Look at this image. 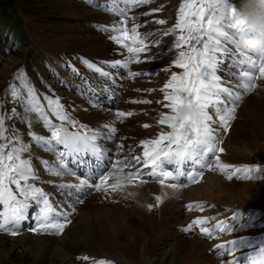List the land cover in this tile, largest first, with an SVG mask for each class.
Returning <instances> with one entry per match:
<instances>
[{
    "label": "snow or ice",
    "instance_id": "snow-or-ice-1",
    "mask_svg": "<svg viewBox=\"0 0 264 264\" xmlns=\"http://www.w3.org/2000/svg\"><path fill=\"white\" fill-rule=\"evenodd\" d=\"M85 2L106 15L116 17L106 24L98 23L97 30L108 33V38L124 50L122 58L105 62L107 66L127 69L130 77L154 75L155 73L133 72L130 66L145 60L158 59L155 54L142 59V54L150 52L152 47L160 46V37L175 35L170 47L166 49L170 56V66L164 71L170 72V78L160 88L163 101L167 103L157 102L163 108L169 109L168 112H159L156 119L158 125L165 127L161 128L155 138L140 141L143 149L140 155L134 154L132 149L125 150L123 144L111 149L106 146L105 141L115 140L116 122H123L127 117L133 116V112L115 110L112 121L102 125L100 129H88L86 125L78 124L72 119L59 96L53 98L46 95L43 97L46 103H42L37 90L30 83H23L26 99L20 90L11 87V97L23 104L21 122H27L29 128L33 126V120L42 122L43 128L50 133V136H45L29 131L27 135L36 145L53 154L54 160L51 163L44 161V166L51 175L75 178L74 183L58 185L60 189H69L66 195L74 199L71 203L67 200L64 202L70 211L58 210L61 206H54L50 202L49 193L30 182L37 180L38 176L32 164L29 143L23 141L18 129L5 125L6 119L21 115L13 107L10 116L0 115V205L3 206L0 211V231L16 236L21 231L22 222L29 219V209L35 207L38 208L34 217L36 227L31 230L59 235L71 222L70 217L76 212L74 205L84 203V195L92 191H123L125 183H114V178L119 175L126 178L127 184H133L140 177H148L162 187L174 190L187 187L188 182L198 183L205 170L219 169L223 172L232 169L228 175L229 180L240 173H243L242 178L246 180L261 179L260 175H253L264 173V168L258 164L236 167L221 163L219 153L224 149L219 147L222 141L219 139L217 127H214L219 125L227 132L230 122L236 118L237 106L242 100V93L237 89L250 93L258 88L257 79H264V59L240 49L234 39L246 31L237 13L238 0H182L173 25L163 30L146 32L140 30L150 23L167 25L168 21L156 19L140 23L137 15L129 13L132 9L153 3L154 0ZM162 9L163 6L153 8L140 15L150 16L152 12ZM77 59L88 70L103 77L105 83L112 78L111 72L105 71L95 62L83 57ZM61 63L71 74H80L71 62ZM225 64L240 70L230 72V79L225 80L219 74L224 70ZM173 67L182 71H172ZM257 68L259 76L255 74ZM17 76L22 79V74L17 73ZM232 80L238 83H232ZM60 83L72 87L62 78ZM83 83L85 86L89 85L88 81ZM133 103L147 104L152 101L141 100ZM50 115L61 123H53L49 119ZM65 125L75 130L70 131ZM143 127L148 128L150 125L144 124ZM182 179L186 182L181 183ZM110 180L112 183H109ZM169 181L171 182L166 183ZM147 182V179L140 180L141 184ZM155 200L158 206L162 202V196H155ZM147 207L151 211L153 205ZM187 207L192 209L194 206L189 204ZM195 207L203 210L201 204ZM241 215V212L234 211L231 219L239 220ZM209 221H215L212 228L202 226ZM195 226H201L199 231L208 239H212L217 232L224 234L235 230V225L226 219L205 216L192 220L183 231H190ZM215 249L222 257H233L224 260L223 264H264V239L250 240L240 237L216 244ZM242 249L246 251L236 255ZM82 259L88 260L89 257ZM94 264H111V261L100 259Z\"/></svg>",
    "mask_w": 264,
    "mask_h": 264
},
{
    "label": "bare ground",
    "instance_id": "bare-ground-1",
    "mask_svg": "<svg viewBox=\"0 0 264 264\" xmlns=\"http://www.w3.org/2000/svg\"><path fill=\"white\" fill-rule=\"evenodd\" d=\"M65 1L66 2L63 5V9L66 12V14L71 15L75 19V23L70 25L68 28H63L61 30H58V29L53 30V29L43 26L41 27L42 31L40 30L41 34L39 36H36L38 48L41 51L45 52V54L47 53V55H50L52 63L57 65V67L61 68V66H63L61 62L68 61V62H71L72 64L77 62L75 64H78V66H80L81 69L79 70V73L81 75L85 73L92 75L91 70H87L86 66H84L77 59V57L86 58L91 62H95L98 66L100 67L102 66L103 68L104 67L109 68L105 62H110L112 60L122 58V53L124 50L119 48L114 42H112L108 38V35H109L108 33H101L100 31L97 30L98 23L106 24L109 21L115 20L116 19L115 16H109V15L94 11L93 9L86 7L82 0H65ZM161 1L163 0H154V2L149 5H145L138 9L131 10V12L134 15H137L139 17L138 22L140 23H143L145 20L154 21L156 19H166L168 21L167 25H156L154 23H150L146 28H143L140 31L142 32L155 31L156 29L163 30L167 27H170L171 25L175 23L176 13L178 11L179 5L182 2V0H176L175 2L173 1L171 5L173 9L172 8L170 9L172 10L171 13L168 11V8H163L162 11L152 12L150 16L142 17L140 15L141 13L146 12V11L150 12L151 9H153L155 6H161L160 4ZM145 7L151 8V9H147ZM141 9H143V11H139ZM43 31L44 33L42 34ZM47 32H49V34H46ZM174 39H175V35L166 36V37H163L162 43L166 42L167 48H169L171 45V42ZM163 50L164 49L162 48L160 49L158 47H152L150 52L142 54V59L145 56H152L153 54L157 55L161 52H162L161 54H163L164 53ZM165 53L167 55V58L170 59L169 53L167 51H165ZM74 56L76 57L75 61H74ZM169 59H167L166 61L161 60V59H149V60H145L146 61L145 64H143L142 62L140 64H132L130 67L135 69L139 65L149 66L150 64L155 63L156 67L158 68L157 71H153L151 69L150 71L146 70V71H138V72H143V73L149 72V73H155L157 75L158 71L162 70L163 73L165 74L162 77L165 78L164 80L166 82L170 78V72H166L164 71V69L170 66ZM172 71L179 72L180 69L173 67ZM44 72H45V68H44ZM155 74L150 75V76H155ZM255 74L257 76L260 75L259 72L257 71L255 72ZM142 76H145V75H142ZM160 79L161 78H159V80ZM232 82L235 83V81H232ZM161 85L162 83L160 82L159 84L154 85L153 87H157ZM258 89L260 90V91L256 90L259 96L258 101H257L258 104H255L252 106V103H250V100H249V103L251 106L243 107V110H244L243 115L247 119L250 120L249 123L252 122L253 124L258 123L257 120L260 116L264 120V84L262 86H259ZM54 90L56 91V88H54ZM56 96H59L61 98V102L65 105V107H67L68 105H72L74 109L71 110L72 114L70 112L69 113L73 115V111H74V115H76L75 117L77 118L76 121L78 122V124L86 125L88 129H93V130L100 129L102 125L109 123L110 121L114 119V115L110 111L102 110V108L95 109L94 107L91 109L89 108L88 110L87 108H84L87 111L85 112L82 109V106L87 105V104L86 102L84 104V100H81V98L75 100L76 99L75 97H71V96L69 97L65 94V92L60 91V90L56 91L53 98H55ZM244 96H245L244 98H246L247 93H245ZM152 97L155 98V95H153ZM17 105H14V106L17 107ZM76 105L78 106L74 107ZM79 105H81V107ZM124 107L126 108L119 109V110L132 112V110L135 109L134 110L135 113L136 112L138 113L134 115L133 117L132 116L127 117L126 119H124L123 122L117 121L115 124L117 128V132L115 133V140L105 141V144L107 147L112 149V146L115 143L117 145L119 144L125 145L124 143H121L120 140L128 137L127 141H130L128 143H131L133 146L139 145V147L137 148L138 152L135 153V154H139L141 150L143 151L142 147L140 146V141L149 139V138H155L158 132H160L161 128L165 127V126L158 125L156 123V119H157L159 112L161 111L168 112L169 109L161 107L160 109L150 112L149 117L151 119L148 118L147 121L149 122H146V119L144 118V116L140 117V112H141L140 109L134 108L132 106L127 107L126 105ZM145 117H148V116H145ZM214 119H216V117H214ZM134 120L136 122L140 121L141 123L139 122V124H142L141 127H136L134 125L127 124L129 121L131 123ZM19 121H21V118L19 119ZM144 124H148L150 125V127L144 128L143 127ZM236 126H240V125L238 124L231 125L229 137L226 138V140L230 139L234 143V146L231 147L227 144H222V148L224 149V151L219 153L221 163H228L234 166H238V163L241 162L240 160L238 161V158L240 159L241 157H247V156L248 157L255 156V158L258 157V160H264V154L262 151V148L264 146V138L263 140H259L258 144L255 143L256 146H250V145L248 146V144H245L246 139L245 138L240 139L238 134L234 132V127ZM36 127H41V125H39L38 123H34L33 128H36ZM67 127H69L70 131L75 130V129H72L70 126H67ZM21 130H22L21 135H23L22 136L23 141L26 143H29V146L31 148L32 164L38 176L37 180L30 181V182L35 183L37 187L43 188L47 193H49L50 199L53 201L55 196H57L54 193L56 190L57 192L59 191L62 193L64 191V189H59L54 183H58V181H62L63 183H74L75 178L72 176H68V175H65L63 177H56V176L51 175L44 166L45 160H48L50 163L54 160V158L51 157V153L43 149L41 146L36 145L35 142L30 140L29 136L27 135V133L30 130L27 127H21ZM165 130L167 129L165 128ZM43 131H40V132L43 133ZM227 132H224L222 129V131L219 134V139L224 141L227 135ZM24 135H27L28 137L26 138ZM130 136H134V138L131 139ZM26 157H27V154H25V158ZM241 164L250 166V164L248 163H241ZM217 170L218 169L208 170L207 172L204 171V175L208 173V175L206 176L208 177L210 176L209 178L203 177L204 179L203 178L199 179V182H201V180L203 179L205 182L204 184L203 183L201 184L199 182L198 184L197 183L193 184V183L188 182L187 187L180 188L179 190L162 187L160 184H153V183L149 184V182L146 184H141L140 181H135L133 184L125 185L123 191L108 192L106 195L101 194V193H95L91 195L90 193L88 195L89 197L83 198L86 200H84V203L81 206L78 205L76 207V204L74 205L77 210V216H78V217L76 216L77 222L85 221L89 225V231H88L89 241H88V238L86 240H83L80 237L82 228L80 230V228L75 227L73 228L72 231H68V230L63 231V233L65 232V235L67 234V237H69L68 238L69 240L65 241V243L70 245L73 248V250L75 249L78 250V247L80 249L88 245L85 248L93 254V256H90L89 258H98V257L102 258L103 257V258H106L107 261H112L113 259H116L117 261L125 263L127 261L124 258V255L113 252L112 250L113 247L118 246L125 252L126 255L130 253L131 256H137L136 255L137 246L139 245V247L145 250L146 245L149 243L150 235L156 232L157 234L160 233L162 237L164 236L166 238V241L173 240L175 242V243L173 242V247H172L174 250L173 257L175 260L182 258L184 261L185 259L184 264H223L224 260L226 259L230 260L233 257L232 256L222 257L218 254V251L215 249V252L217 251V254H218V256L216 257L215 252H214V255L210 252V247L212 246V243H215V244L225 243L229 240L228 238L222 239L221 235L230 234L232 238L235 232L237 231L236 224H235L234 232L224 233V234H220L217 232V234L212 239H208L206 241L201 239V238H204V239L207 238L202 233L194 236L192 231H190L189 233L186 231H183V229L182 231H179V230H177L176 232L172 231V229H174L173 225L176 224V223L173 224L175 220L174 219L175 217L173 216L175 214L182 215L183 214L182 207L185 205L187 206L189 204H192L194 206L192 209L188 208V212H187V216H188L187 218H191V220L203 218L204 216L201 215L203 210H205L209 206H213V208H208L210 209V214L214 212H219L217 217H219L220 219H226L229 223L232 224L233 222V220L231 219L232 212L233 210L237 211L238 208L240 207L238 208L234 207L233 204H231V206H227L225 205L224 202H226L227 199L231 200L232 196H233L232 198L235 197L236 199L239 196L243 195V193L241 192L242 194H240L239 193L240 190L238 191L235 186L228 185V184L226 186L224 185L225 186L224 187L225 190H224L221 184L222 182L221 177L228 176L229 170H226L223 172L220 170L218 172ZM216 174L219 175V178H217L218 175ZM251 180H244V181H241V183H244L245 181L249 182ZM229 181L231 182V180ZM170 182L171 181L166 182V183H170ZM184 182L186 181L182 179L181 183H184ZM250 186H253V185L247 183L246 185H243V188L246 189ZM209 189L212 193L209 192ZM101 192L104 193L103 191ZM132 193H138V194H136L133 197L131 195ZM226 193H228L227 194L228 196L226 195ZM157 195L162 196V202L158 206L155 200V196ZM224 197H226L225 201H223ZM176 199L179 200L178 204L177 202H175ZM129 201L134 202L132 206L129 205ZM138 201L145 202L146 204L145 209H142L141 207H138V206L136 209H134V206L138 204ZM149 202H152V203L148 204ZM197 204L203 205L202 211L199 208L195 207V205ZM148 205H153V208L151 211H149L147 207ZM157 207L160 208V212L156 211ZM66 209H70V208H67V205H66ZM231 209H232L231 214L227 215L226 214L227 211ZM258 209L259 208H247V210L253 211L255 212V214H259V216H262L263 212H261ZM35 211L38 212L37 209H35ZM149 214L153 216L151 215L148 216ZM176 218L179 219L177 216ZM32 220H35L34 216L32 217ZM178 221H180V219L177 220V222ZM214 224H215V221H212L210 225H207V226L209 228H212ZM262 224L264 225V220L262 221ZM202 226L204 227V225ZM117 227L121 228V232H118L116 230ZM247 234L249 236L251 235L248 232ZM65 235L62 237V240L67 238ZM120 235L125 236V237L124 236L121 237L124 240L123 239L120 240V237H119ZM253 236H256L254 232H253ZM39 239H42L44 241V245H45L44 247H47V248L48 246H50L51 243L57 242V241H54L52 237L46 236V235L40 236ZM31 240L33 241V237L29 235V237L25 239L23 244H26ZM84 242L86 243L84 244ZM65 243L63 244L64 245L63 247L66 248L68 251H70L71 248L68 246L66 247ZM23 244L21 245L23 246ZM91 248H94L95 251H93V249ZM46 250L47 249H45L40 255L41 257L40 261L45 260L46 257L44 258V256H45ZM96 251H98L99 253ZM151 254H152L151 250L146 251L145 253L147 257L150 256ZM1 257L2 256L0 255V259ZM72 257L74 258L75 262L76 261L80 262L82 260V257H85V253L72 252ZM134 258H139V257H134ZM27 260L28 258H26V256L22 257L21 255L20 256L16 255L12 259V262L13 263L20 262L21 264H31L29 262L27 263ZM92 261L93 260H90L88 264H90ZM120 262H116V263L119 264ZM9 263L10 262H8V264ZM55 263L56 262H54V264ZM0 264H5V263H3L0 260Z\"/></svg>",
    "mask_w": 264,
    "mask_h": 264
},
{
    "label": "rangeland",
    "instance_id": "rangeland-1",
    "mask_svg": "<svg viewBox=\"0 0 264 264\" xmlns=\"http://www.w3.org/2000/svg\"><path fill=\"white\" fill-rule=\"evenodd\" d=\"M83 3L85 4L86 7L93 9L94 11L100 12L102 14V11L98 9H94V7L89 6L85 0H82ZM173 1L175 2L176 0H163L160 2L161 6H164L163 8H168V11L171 13L172 10V3ZM2 5L0 6V115H5L10 116L11 115V109L15 107L17 109V112H19L21 115L20 116H14L12 119H6L5 124L6 127L8 128H15L19 130V134L21 135V127H27L30 131H35L37 134H42L45 136H50V133L47 131V129L43 128L42 122L38 123L41 125V127H36L29 128V125L27 122L22 123L19 121L20 118L23 116V104L21 102H18L16 98H12L10 94V88L11 87H16L18 90H20L21 95L26 97L25 90L23 88V83H30L32 87H34L37 92L38 96L41 99L42 103H46L43 101V97L46 95L49 96H54L57 90L65 92L67 96L75 97L77 99L81 98V100H84V104L86 102L87 105H83L82 109L86 111L90 108L95 109H101L102 110H108L112 114L114 113L115 110L123 109L126 108L124 107L125 105L132 106L134 108L140 109V117H143L146 119H151L149 117L150 112L160 109L162 107L161 103H157L158 101H163V93L160 92V88L163 87L165 83V78L162 77L165 75L162 70L158 71V74L155 76H150V75H145V76H138V77H130L127 75V69H120V68H105V71H109L112 73V78L108 80L107 83L104 82V78L100 77L97 73L94 71L92 72V75H89L88 73L85 74H79V75H73L64 68L63 66L57 67V65L53 64L51 61L50 55L45 54V52L41 51L38 46H37V39L36 36H39L41 34V27H47L50 29H58L61 30L63 28H68L70 25L75 23V19L69 15L66 14V12L63 9V5L65 4V0H1ZM98 3L102 2V0H97ZM240 3V0H238V5ZM161 6H155L154 8L161 7ZM147 8V7H145ZM144 8V9H145ZM151 9V8H147ZM173 9V8H172ZM6 10L7 16L4 14L3 11ZM143 11V9L139 10ZM137 13V12H136ZM140 14V13H138ZM129 15H133L132 12L129 13ZM144 17V16H142ZM116 18V17H115ZM41 30V31H40ZM44 31L42 32V34ZM46 34H49L47 32ZM174 36V35H173ZM229 47H233L229 45ZM158 48L164 49V53L167 49V43L164 42ZM234 50V47H233ZM162 53V52H161ZM157 54L159 55L158 59L161 60H167V55L164 54ZM67 54V52H66ZM156 55V56H157ZM76 56V55H75ZM74 56V61L76 60V57ZM21 59V60H20ZM170 60V59H169ZM68 62V61H66ZM77 63V62H75ZM73 64L78 70H80V66L78 64ZM146 61L143 62L145 64ZM49 65L51 67H49ZM102 67V66H101ZM45 68V72H44ZM103 68V67H102ZM87 69V68H86ZM157 71L158 68L156 67L155 63L150 64L149 66H137L135 69L131 68V71L133 72H138V71ZM236 67H229L227 64L224 66V70L221 71L219 74L222 75V78L227 80L230 79L229 73L230 72H238L240 69L236 70ZM2 70V71H1ZM11 70H15V76H11ZM88 70V69H87ZM182 69H180L179 72H181ZM259 71V70H258ZM84 72V71H83ZM17 73L22 74V79L17 76ZM149 73V72H145ZM259 76V75H258ZM6 77V78H5ZM167 77V76H165ZM63 79L64 81H67L69 84L72 85V87H66L65 85H62L60 83V79ZM159 78H161L159 80ZM83 81H88L89 85L85 86ZM162 83L161 86L153 87L154 85L159 84L160 82ZM235 83H238L236 80ZM153 83V85H152ZM234 83V82H232ZM256 83L259 86H262L264 84V79H257ZM3 84V85H2ZM96 86V87H92ZM152 86V87H151ZM41 88V89H40ZM56 88V91L54 90ZM84 89L82 92L81 89ZM101 89H103L101 91ZM238 91H241L242 93V100L239 102L237 106V111L235 113L236 118L230 122V127L227 132V135L222 141V143L219 144V147H222V144H227L229 146H234V143L228 139L226 140L227 137H229V132L231 129V125H240L234 127V132L238 134L240 139L245 138L246 142L245 144H248V146H256L255 143L258 144L259 140H263L264 138V120L261 118V116L258 118L257 122L253 124L252 122L249 123V119H247L243 115V107H250V103H252V106L255 104H258V94L257 91H260L258 88L254 89L252 92L247 93L246 98H244L245 93H243V90L237 89ZM45 91V92H44ZM131 95V96H129ZM155 95V98L152 96ZM148 99L152 101V103H129V99H135L137 101H141ZM73 99V98H72ZM74 100V99H73ZM250 100V103H249ZM88 101V102H87ZM17 102V103H16ZM91 102V103H90ZM167 101H163V103H166ZM125 103V104H124ZM17 105L14 106V105ZM78 105L74 106L77 107ZM81 107V105H79ZM92 106V107H91ZM74 109L72 105H68L65 107V110L69 113L72 114L71 110ZM76 109V108H75ZM47 110V109H46ZM135 110V109H134ZM132 110V112L134 111ZM49 111V110H47ZM145 111V112H144ZM144 112V113H143ZM147 112V113H146ZM69 113V114H70ZM138 112L135 113L133 112V116L136 115ZM70 114V115H71ZM211 114V110H210ZM74 115H71L72 119L75 121L77 118ZM132 116V117H133ZM148 116V117H145ZM215 117V116H214ZM49 119L53 121V123L60 124L61 122L57 120L54 116H49ZM140 122V121H139ZM139 122H136L135 120L130 123V121L127 124L134 125L136 127H141L142 124H139ZM34 123H37L33 120V125ZM141 123V122H140ZM10 124V125H9ZM25 125V126H24ZM68 126V125H65ZM214 127H217L218 132L222 131V127L219 125H214ZM44 130H42V129ZM33 129V130H32ZM39 129V130H37ZM38 131V132H37ZM40 131H43L40 132ZM46 131V133H45ZM40 132V133H39ZM159 133V132H158ZM26 138L28 137L27 135H24ZM231 137V135H230ZM131 139L134 138V136H130ZM128 137L120 140L121 143L125 144V149H135V153L138 152V147L133 146L131 143H128L130 141H127ZM116 144V143H115ZM112 146V149H115L116 145ZM129 145V146H128ZM132 145V146H131ZM130 147V148H129ZM133 147V148H132ZM142 151V150H141ZM139 153H142V152ZM263 154H264V146L262 148ZM134 153V154H135ZM115 155V153H114ZM51 157L54 158L53 154L51 153ZM241 161L238 163V166L236 167H243L241 163H248L251 165H260L262 168H264V160H258V157L255 158L252 156H247V157H241L240 159L238 158V161ZM132 170V169H131ZM219 172V169L217 170ZM232 169H229L228 173H231ZM217 172V173H218ZM260 175L261 179H252L251 181L247 182L245 181L244 183H241L240 181V175L238 174L236 177L231 179L232 182L228 180V176L221 177V184L222 187L224 188L227 184L228 185H233L237 188L240 194L243 193V195L239 196L238 198L235 199L231 197V200H226V197L223 198V201L226 200L225 205L231 206L233 204L234 207H240V211L243 215H241V219H245V209L247 208H259L261 212H263L262 216H259V223L257 225V228H249L248 231L250 232H256L255 234H260L261 232H264V226L262 224V221L264 220V173H254V175ZM208 175L205 174L203 177H208ZM218 175V174H216ZM213 176V175H212ZM202 177V178H203ZM210 177V176H209ZM208 177V178H209ZM219 178V175L217 176ZM204 179V178H203ZM201 180L199 183H205L204 180ZM149 182V181H148ZM147 182V183H148ZM224 182V184H223ZM60 183H63L62 181H58V183H54L57 187ZM159 184L158 182H149V184ZM252 184L253 186H250L248 188H243V185L246 184ZM198 184V183H197ZM125 185H130L125 183ZM225 185V186H224ZM59 188V187H58ZM60 189V188H59ZM225 190V188H224ZM70 191L69 189H64L63 193L62 192H57V190L54 192L57 196L51 200V202L54 204V206L60 204L61 208L59 210L63 211H70V209H66V204L64 202L67 200L68 203H71L72 199L74 197L70 198L66 196V193ZM209 192L210 189H209ZM226 192V191H225ZM242 192V193H241ZM97 192L92 191L91 195L95 194ZM101 194H107V193H102ZM212 193V192H211ZM138 194V193H136ZM228 193H226L227 195ZM89 194H86L83 196L84 197H89ZM228 196V195H227ZM121 197V196H120ZM89 199V198H88ZM86 200V199H84ZM241 200V201H239ZM56 201V202H55ZM175 202L177 204L179 203V200L176 199ZM133 201H129V205H133ZM152 202H149L148 204H151ZM241 203V204H240ZM81 206L82 204H76L77 206ZM136 205V204H135ZM155 205V204H154ZM138 207H141L142 209H145V202L138 201V204L134 206V209ZM256 206V207H255ZM75 207V208H76ZM68 208V207H67ZM207 208H213V206H209ZM38 210V208H36ZM80 209V208H78ZM187 209L185 207H182V215L175 214L173 217L175 225H173L174 229H172L173 232H176L177 230L182 231L189 223H191V218H187ZM157 212H160V208H156ZM235 210H233L234 212ZM232 212V209L227 211V215H230ZM232 212V214H233ZM208 213V212H207ZM219 212H214L210 215V217L213 216H218ZM149 214L148 216H150ZM204 217L205 212L201 213ZM77 210L73 214V216L70 217L71 222L69 223L70 225H67L65 230L72 231L73 228H82V232L80 234V237L83 240H86L89 237V225L85 221H79L77 222ZM153 216V215H151ZM176 216L180 219V223L177 222ZM75 219V220H74ZM189 219V220H188ZM76 222H74V221ZM74 222V223H73ZM212 221H209L204 225V227H208L207 225H210ZM73 223V225H72ZM178 223V224H177ZM185 225V226H184ZM85 227V228H84ZM87 228V229H86ZM199 226L193 227L192 231L193 235L196 236L200 234L201 232L199 231ZM116 230L118 232H121V228L117 227ZM190 231H187L188 233ZM241 232V231H240ZM197 233V234H196ZM32 236L33 241H29L26 244H23L25 239L28 237ZM65 235L64 233H61L60 235L56 236H50L53 238L54 241L50 244V246L44 247V241L42 239H39L40 236H36L34 234H28V235H21V236H15L13 238L7 237V236H1L0 235V255L1 261L5 264H21L20 262H12V259L17 255L26 256L28 258L27 263L31 264H82V261L80 262H75L74 258L72 257V252H82L85 253V256L90 257L93 256L91 252H89L84 246L78 250H73V248L65 243V241H68L69 237H67V234L65 235L67 238L62 240V237ZM71 235V234H70ZM124 235H120V240H122ZM223 235H221L222 237ZM228 236L231 237L230 234ZM36 237V238H35ZM71 237V236H70ZM125 237V236H124ZM55 238V239H54ZM196 238V237H195ZM153 239V240H152ZM204 241L207 240V238H201ZM222 239H227L222 237ZM21 240V241H20ZM124 240V239H123ZM38 241V242H37ZM89 241V238H88ZM8 242V243H7ZM21 242V243H20ZM82 242V241H80ZM173 240H167L166 238L162 235L157 234L154 232L152 235L149 237V243L146 245L145 250H143L139 245L137 246L136 249V255L137 256H131L130 253L127 255L125 252L119 248L118 246L113 247V252L119 253L121 255H124V258L126 259L127 262H120L117 261L116 259H113L111 262L112 264H117L116 262H120L119 264H184V261L182 258L175 260L173 255H174V250H173ZM31 243V244H30ZM39 243V245H38ZM65 243L66 247H70L71 250L68 251L66 248H64L63 244ZM86 242H84L85 244ZM175 243V242H174ZM20 244V245H19ZM23 244V246L21 245ZM82 244V243H81ZM14 246V247H13ZM35 246V247H34ZM28 247V248H27ZM19 248V249H18ZM37 248V249H36ZM42 248V249H41ZM36 249V250H35ZM46 250L45 253V260L40 261L41 257L40 255L42 252ZM94 250V248H91ZM152 251V254L150 256H146L145 253L146 251ZM70 252V253H69ZM98 252V251H96ZM155 252V253H153ZM6 253V254H5ZM67 253V254H66ZM99 253V252H98ZM91 254V255H90ZM7 255V256H6ZM13 255V256H12ZM71 255V256H69ZM98 256V255H97ZM67 257V258H66ZM134 257H139V258H134ZM72 258V259H71ZM100 258V257H98ZM107 260L106 258H100ZM99 259V260H100ZM83 260V259H82ZM116 260V261H115ZM73 261V262H72ZM62 262V263H61ZM87 264V263H85ZM94 264V263H93Z\"/></svg>",
    "mask_w": 264,
    "mask_h": 264
},
{
    "label": "clouds",
    "instance_id": "clouds-1",
    "mask_svg": "<svg viewBox=\"0 0 264 264\" xmlns=\"http://www.w3.org/2000/svg\"><path fill=\"white\" fill-rule=\"evenodd\" d=\"M237 13L246 31L234 38L236 45L264 59V0H240ZM126 182V178L122 175L114 178V183ZM131 195L134 197L136 193Z\"/></svg>",
    "mask_w": 264,
    "mask_h": 264
},
{
    "label": "trees",
    "instance_id": "trees-1",
    "mask_svg": "<svg viewBox=\"0 0 264 264\" xmlns=\"http://www.w3.org/2000/svg\"><path fill=\"white\" fill-rule=\"evenodd\" d=\"M2 5V2H1V0H0V6ZM4 12V14L7 16V14H6V10L5 11H3Z\"/></svg>",
    "mask_w": 264,
    "mask_h": 264
}]
</instances>
